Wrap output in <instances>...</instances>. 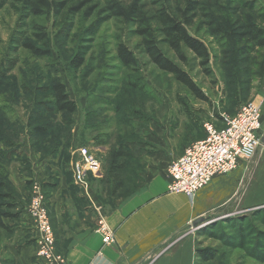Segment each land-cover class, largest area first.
Masks as SVG:
<instances>
[{"label":"rangeland","instance_id":"rangeland-1","mask_svg":"<svg viewBox=\"0 0 264 264\" xmlns=\"http://www.w3.org/2000/svg\"><path fill=\"white\" fill-rule=\"evenodd\" d=\"M55 1H64L65 8L34 15L24 0H0V72L5 73L0 86V94L3 90L0 104L5 106L0 115V134L15 142L31 136L30 143L41 154L64 148L66 142L64 154L69 155L68 168L69 163L80 160L78 147H85L100 164L97 173H87L85 190L95 195L102 211L107 212L116 198L134 190L144 164L133 154L137 148L131 143L138 145L144 141L150 127L165 123L179 137L188 132L198 140L205 136V122L220 128L224 117L233 115L240 105L264 99V36L263 42L257 44L246 37H234L226 28L227 36L221 37L213 32L210 22L211 16L218 21L228 17L234 31H241L244 20L251 16L264 35V0H190L198 8L188 30L208 48L206 66L187 50V62L183 64L162 45L165 53L191 75L206 95V101L196 98L170 73L149 61L134 24L110 17L103 10L109 0ZM121 1L124 4L137 1L149 11L166 6L175 13L188 0ZM78 5L81 8L71 13V8ZM39 27L46 32V48L50 53L34 58L22 43L29 40L42 46L35 36L40 32ZM119 42L133 53L137 61L134 66L125 67L117 59ZM77 58L83 59V64L75 68L71 62ZM49 75L59 77L64 83L69 98L76 104L73 114L52 111L50 91L46 90ZM16 90L21 94L17 95ZM11 121L14 123H8ZM35 128H45V132H33ZM121 144L136 157L125 158L122 184L114 195L113 181L106 184L103 178H107L112 151ZM238 168L244 172L236 199L233 192L227 196L231 199L228 206L202 216L204 219L190 231L195 233L197 250L208 249L213 253L204 259L196 251L195 264H264V142L261 139L255 153ZM33 185L32 182L30 191ZM44 191L47 189L43 190L42 201L47 205ZM84 197L89 198L88 194ZM46 207L53 249L64 259L56 245L58 226L53 224ZM65 225L77 226L63 218L62 227ZM0 262L4 264L1 258Z\"/></svg>","mask_w":264,"mask_h":264},{"label":"crops","instance_id":"crops-1","mask_svg":"<svg viewBox=\"0 0 264 264\" xmlns=\"http://www.w3.org/2000/svg\"><path fill=\"white\" fill-rule=\"evenodd\" d=\"M257 100L262 101L264 122V99ZM194 140L195 135L188 132L179 137L165 123L150 127L144 141L131 143L137 148L133 154L144 164L134 190L117 198L107 212L102 211L95 195L73 184L68 160L59 151L38 153L29 137L12 147L0 144V151L10 150L0 155V165L16 192L15 204L9 209L14 216L1 217V223L9 229L0 227L1 261L45 264L35 255L37 232L26 213L30 185L36 181L49 185L47 205L53 224L58 226L56 245L64 264H149L151 260L150 264H195L197 241L195 233L190 232L192 222L228 206L231 199L227 196L233 192L236 199L244 172L238 167L244 160L234 171L215 176L192 198L171 192L168 166ZM87 194L88 199L84 197ZM99 213L114 232L111 243L104 244L97 231ZM63 218L77 226L62 227Z\"/></svg>","mask_w":264,"mask_h":264},{"label":"trees","instance_id":"trees-1","mask_svg":"<svg viewBox=\"0 0 264 264\" xmlns=\"http://www.w3.org/2000/svg\"><path fill=\"white\" fill-rule=\"evenodd\" d=\"M24 2L26 7L34 15H39L47 11H62L65 8L64 1L24 0ZM80 8L81 6L79 5L73 6L71 8V13L77 12ZM197 8L198 7L196 3L190 0L186 1L185 6L175 13L171 12L166 6H160L154 11H149L137 1L124 4L121 0H109L103 10L107 11L110 17H117L126 23L134 24V30L136 34L140 36V46L142 47V50L148 57L149 61L158 69L170 73L177 82L185 86L196 98L206 101V95L200 90L199 86L193 80L191 75L186 70L181 68L176 61L170 58L162 47V45H165L183 64L187 62L186 50L191 52L194 57L199 59L202 66H206L209 63L208 48L199 37L192 35L188 30V27L193 24ZM248 17L249 18L244 20L243 24L241 25V31H234L230 24L231 20L228 19V17H221V20L218 21L215 16H211L210 22L213 26V32L221 37L227 36L228 33L226 28H228V32H230V34H232L234 37H246L257 44H261L263 42L262 36H264L263 31L257 26L255 20L251 19V16ZM39 30L40 32L36 33L35 36H37L38 41L42 44V46H36L29 40L22 43V47L34 58L43 57L50 53L49 49L46 48V32L42 27H39ZM116 57L125 67L134 66L137 62L133 53L122 42H119L116 45ZM82 64L83 59L80 58H77L71 62V65L75 68L81 66ZM4 74V72H0V86L5 80ZM47 81L48 88H46V90L50 91L51 103L49 104L53 105V107H51L52 111L57 113L73 114L76 111V104L69 98L62 80L59 77L49 75L47 76ZM16 89L20 88L18 87ZM2 92L0 96H2ZM16 92L17 95L21 94L18 93V90H16ZM3 111H5V106L0 104V115L3 113ZM8 123L12 124L14 122L11 121ZM33 132L44 133L45 128H35ZM28 137L30 140L31 136ZM7 138L6 136L0 134V144H3L7 147H12L15 143L19 142H15L14 140ZM65 143L64 146L66 147ZM31 146L33 147L34 145L31 144ZM64 148L62 146L58 150H54L45 154H56L59 151L60 154L64 156L66 160H68L67 157L69 155L64 154ZM126 149L129 150L128 148ZM7 151L9 152L10 150H1L0 155L3 156V154H6ZM127 157L134 158L136 156L129 153V151L127 153L125 151V147L122 144L117 149L113 150L110 155V168L106 174L107 178H103V181L106 184H108L111 180L113 181L112 187L114 195L116 190L121 187V172L126 162L125 158ZM138 159L141 160V163H143L141 158L138 157ZM142 169L140 171H142ZM41 186L43 190L49 187V185L46 183H42ZM44 192L47 198L48 190ZM15 201L16 192L11 188L6 177V173L3 167L0 165V227L4 230L9 229L7 226L1 223V217L14 216V214L10 212L9 209L15 204ZM196 251L197 256L204 259L210 258L213 254L208 249H196Z\"/></svg>","mask_w":264,"mask_h":264},{"label":"built area","instance_id":"built-area-1","mask_svg":"<svg viewBox=\"0 0 264 264\" xmlns=\"http://www.w3.org/2000/svg\"><path fill=\"white\" fill-rule=\"evenodd\" d=\"M261 105L262 101L258 100L240 105L233 115L224 117L220 128L205 122V136L190 142L181 155L169 164L168 190L192 198L215 176L228 174L238 167L240 161L249 159L255 153L263 133ZM81 147H78L80 160L69 163V172L73 184L84 189L87 186V173H97L100 164L85 147ZM33 183L26 213L37 232L35 255L45 264H64L65 260L53 249L54 238L47 207L42 201L43 190L39 183ZM195 228L192 226L190 231ZM97 231L102 235L104 244L114 240V232L104 222L102 213Z\"/></svg>","mask_w":264,"mask_h":264},{"label":"water","instance_id":"water-1","mask_svg":"<svg viewBox=\"0 0 264 264\" xmlns=\"http://www.w3.org/2000/svg\"><path fill=\"white\" fill-rule=\"evenodd\" d=\"M261 141L264 142V134H263L262 137H261ZM203 219H204V218H202V217H198V218H196V219L192 222V226L197 225V223L200 222V221L203 220Z\"/></svg>","mask_w":264,"mask_h":264}]
</instances>
